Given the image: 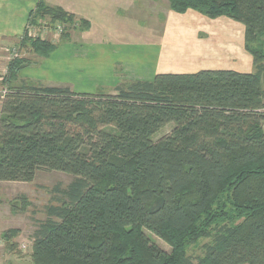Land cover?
Segmentation results:
<instances>
[{"label": "trees", "instance_id": "obj_1", "mask_svg": "<svg viewBox=\"0 0 264 264\" xmlns=\"http://www.w3.org/2000/svg\"><path fill=\"white\" fill-rule=\"evenodd\" d=\"M167 1L179 14L242 23L254 70L158 73L93 93L29 83L19 73L35 62L21 51L47 58L59 46L30 29L75 25L74 13L45 0L14 41L20 53L2 76L0 182L75 175L54 188L59 204L46 205L33 233L34 264H264V0ZM201 239L193 259L187 249Z\"/></svg>", "mask_w": 264, "mask_h": 264}, {"label": "rangeland", "instance_id": "obj_2", "mask_svg": "<svg viewBox=\"0 0 264 264\" xmlns=\"http://www.w3.org/2000/svg\"><path fill=\"white\" fill-rule=\"evenodd\" d=\"M49 1L56 2L58 5L62 1L67 2V6L77 9L81 17L86 16L89 20L92 32L89 36L86 34L84 36V32L88 33L89 27H85L82 22L85 18L76 16L75 25H67L65 28L61 23L52 25L49 21L42 22L39 27L30 29V35H40L59 44L64 41L72 42L73 47H79L83 37L88 38V42L103 45H130L138 49L140 48L138 46L142 45L145 48H151V53L156 46L164 44L163 40L167 38L171 56L166 64L173 71L190 66L195 62L196 54L201 52H204L203 57L212 61L216 67L241 72L253 71H249L253 64L252 56L244 47L245 26L234 19L225 16L209 18L194 10L179 14L170 10L167 0H47ZM57 25H60V28ZM64 31L69 36L67 39L61 37ZM4 52L5 50L3 54ZM11 52L12 49L8 47L3 56V58L6 57L7 63L11 59L9 58ZM21 53L30 57L32 63L35 62L25 68L38 67L43 59L32 52L21 51ZM174 53L178 54L177 58H171ZM7 69L6 65L4 71H0V111L6 93L2 76ZM116 69L119 72V67ZM185 71L189 70L183 69L181 72ZM119 75L122 74L119 73ZM19 77L29 83L34 82L27 80L20 73ZM130 80L139 79L131 77L126 79V81ZM88 82L96 81L88 80ZM71 88L76 91L73 87ZM113 88L98 90L110 92L114 90ZM83 90L86 92L85 88ZM83 90L81 88L79 91ZM172 129L173 123L166 125L154 135V139L158 140ZM74 177V174L61 171L40 170L29 182H0V232L11 228L19 231V234L11 238L8 243L0 234V264H34L31 256L33 233L39 222L46 218V205L59 204L57 200L59 195L54 188L56 186L66 188ZM146 232L162 249L171 251V247L160 237L150 231ZM207 241V239H201L189 246L187 254L193 259L202 256L203 246Z\"/></svg>", "mask_w": 264, "mask_h": 264}, {"label": "crops", "instance_id": "obj_3", "mask_svg": "<svg viewBox=\"0 0 264 264\" xmlns=\"http://www.w3.org/2000/svg\"><path fill=\"white\" fill-rule=\"evenodd\" d=\"M38 1L0 0V71H4L7 65L6 57L3 58L5 52L8 47L11 49L14 41L22 36L29 13L36 7ZM45 2L52 6L58 5L56 2H47V0ZM60 3L58 6L81 17L77 9L67 6V2ZM81 18L88 20L86 16ZM92 30L91 25L87 30L88 33L84 32L83 35L89 36ZM82 40L83 43L81 42L79 47H73L72 42H62L49 57L42 59L38 67H27L20 74L34 82L47 85H70L77 92H84V88L86 92H95L101 87L113 88L121 80H126L129 77L152 80L158 73H193L203 69H230L216 67L212 61L205 59L204 52H201L196 54L195 62L190 66H185L186 68L181 66L184 70L189 71L181 72L183 71L181 68V70L173 71L166 64L167 59L171 56L167 38H164V44L156 46L152 53L151 48H145L142 45L138 46L140 47L138 49L136 46L130 45L116 46L111 43V45H103L88 42V38L84 37ZM177 55L174 53L171 58H177ZM117 67L120 69L119 72H117ZM251 70H254L253 64L249 71ZM88 80L96 82H88ZM81 88L83 91H79ZM1 232L0 234H2Z\"/></svg>", "mask_w": 264, "mask_h": 264}, {"label": "built area", "instance_id": "obj_4", "mask_svg": "<svg viewBox=\"0 0 264 264\" xmlns=\"http://www.w3.org/2000/svg\"><path fill=\"white\" fill-rule=\"evenodd\" d=\"M57 24H59V23H57ZM57 26H58V28H60V25H57ZM11 49H12V52H11L9 58H13V57L19 55V50L17 48L14 47V48H11Z\"/></svg>", "mask_w": 264, "mask_h": 264}]
</instances>
